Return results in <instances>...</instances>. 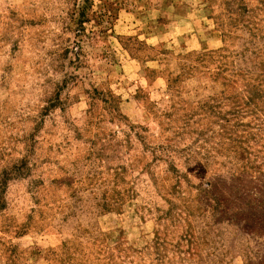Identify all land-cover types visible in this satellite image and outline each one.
Instances as JSON below:
<instances>
[{
	"label": "rangeland",
	"instance_id": "rangeland-1",
	"mask_svg": "<svg viewBox=\"0 0 264 264\" xmlns=\"http://www.w3.org/2000/svg\"><path fill=\"white\" fill-rule=\"evenodd\" d=\"M0 264H264V0H0Z\"/></svg>",
	"mask_w": 264,
	"mask_h": 264
}]
</instances>
